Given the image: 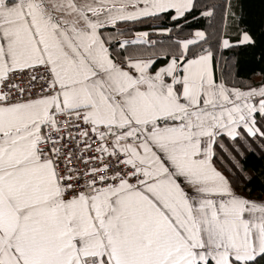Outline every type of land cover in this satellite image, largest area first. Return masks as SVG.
Listing matches in <instances>:
<instances>
[{"label": "snow or ice", "instance_id": "obj_1", "mask_svg": "<svg viewBox=\"0 0 264 264\" xmlns=\"http://www.w3.org/2000/svg\"><path fill=\"white\" fill-rule=\"evenodd\" d=\"M259 4L0 0V264H264Z\"/></svg>", "mask_w": 264, "mask_h": 264}, {"label": "trees", "instance_id": "obj_2", "mask_svg": "<svg viewBox=\"0 0 264 264\" xmlns=\"http://www.w3.org/2000/svg\"><path fill=\"white\" fill-rule=\"evenodd\" d=\"M242 2L244 3L245 7L250 12H255V13L259 12V8H260L259 0H242ZM212 24L218 26V21H213ZM194 27L208 28L209 30H211V25L208 22L203 21V20H201L198 23H196L194 25ZM187 34L188 33L186 32L185 35H187ZM154 38L160 39L159 36H155ZM256 79L259 80V76H257ZM248 164L250 166L253 165V164H256L258 166L259 165V161H258V159L256 157H249Z\"/></svg>", "mask_w": 264, "mask_h": 264}]
</instances>
